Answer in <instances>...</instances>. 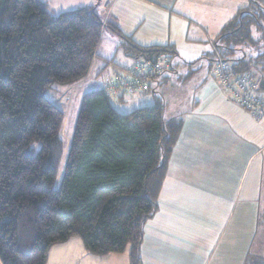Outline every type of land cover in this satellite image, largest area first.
Listing matches in <instances>:
<instances>
[{"label": "trees", "instance_id": "1", "mask_svg": "<svg viewBox=\"0 0 264 264\" xmlns=\"http://www.w3.org/2000/svg\"><path fill=\"white\" fill-rule=\"evenodd\" d=\"M250 2L215 42L239 73L264 66V55L241 48L264 29V2ZM105 27L136 63L175 54L137 45L97 7L53 17L42 0H0V264H47L54 245L76 237L94 256L129 252V264H143L144 228L158 212L183 120L167 118L162 90L128 114L113 105L126 99L92 91L67 142V115L46 96L88 77Z\"/></svg>", "mask_w": 264, "mask_h": 264}, {"label": "crops", "instance_id": "2", "mask_svg": "<svg viewBox=\"0 0 264 264\" xmlns=\"http://www.w3.org/2000/svg\"><path fill=\"white\" fill-rule=\"evenodd\" d=\"M93 1L86 7H97L105 24L116 26L137 45L168 47L175 53L164 54L169 57L171 69L139 97H144L139 101L142 106L153 105L157 92H165L169 85L177 83L175 79L187 67H196L195 61H188L185 51L204 48L207 42L213 47L224 27L250 2L115 0L109 5L106 0ZM122 45L121 37L105 27L88 77L54 90L55 104L66 115L63 107L69 92L76 99L75 94L85 84L91 86L86 93L101 91L106 79L136 64ZM214 57L209 61V79ZM259 67L262 73L258 69L256 74L264 82V66ZM207 80L205 77L201 81L190 113L168 118L182 119L183 128L169 161L158 212L144 228L143 264H252L248 263L249 247L246 251L242 243L239 247L238 236L222 248L220 237L228 229L225 227L232 213L231 221L234 218L241 199L249 203L264 200V123L232 102L220 85ZM138 107L141 106L134 109ZM258 207L260 213L259 204ZM221 213L226 216L222 218ZM239 213H245L244 206ZM74 239L54 245L47 264H129V252L98 257L87 252L81 240L80 243ZM73 246L81 249L80 253L75 251L76 257L70 252ZM56 248L59 254L53 258ZM251 260L253 264L258 262Z\"/></svg>", "mask_w": 264, "mask_h": 264}, {"label": "rangeland", "instance_id": "3", "mask_svg": "<svg viewBox=\"0 0 264 264\" xmlns=\"http://www.w3.org/2000/svg\"><path fill=\"white\" fill-rule=\"evenodd\" d=\"M50 12V14L53 17L59 16L61 13L72 11L79 9L81 7H86L90 5V2H95L93 0H42ZM96 2H99V0H96ZM261 2H264L261 0ZM251 5V2H247L246 6L249 7ZM98 13H101V11H98ZM254 43L253 44H244L242 45V49L244 50V53L247 56H253L254 58L259 55H264V29L262 31H257L254 29ZM204 48L195 49L193 51L188 50L185 51L189 57L188 61L194 62V65H196L195 68L190 69L187 67L185 70L182 71V74L180 77H177L178 82L172 83L167 87L165 92L162 91V99L164 100L167 111L166 116L167 118H172L170 115L177 114H188L191 112L192 108L194 107V103L196 100V97L200 88L201 81L206 77L208 80V83H213L210 76L209 79V61L211 60V56H214V49L210 45L209 42H207L204 46ZM242 55V53H238L237 58ZM215 58V57H214ZM193 65V66H194ZM192 66V67H193ZM195 71V72H194ZM211 73V72H210ZM256 73V72H254ZM105 82V81H104ZM216 83V82H215ZM217 84V83H216ZM218 85V84H217ZM60 86H55V89H58ZM91 89L90 84H85L81 86L76 95V99H74V93L72 92L67 95H69V99L66 101V105L63 107L67 112V124L63 133L64 138L67 142H69L70 138L73 137L75 132L76 123L78 120V116L80 114L82 101L84 98V95L86 92H88ZM47 98H49L51 101L56 103L55 96L56 92L54 90L49 91L46 94ZM66 96V95H65ZM144 97L140 98L135 97L134 99L127 98L126 101L122 103L114 102V107L122 114H128L133 112L134 107H138V109L146 106L140 103L139 101H142ZM239 106V105H238ZM241 107V106H240ZM243 108V107H242ZM181 116V115H179ZM237 204V202H236ZM258 204L260 205V213L257 211L259 210ZM242 206L245 207V213H239L242 209ZM263 206V207H262ZM224 218L226 216V213H221ZM233 217V213L230 217V220L228 221L226 228V232L221 239V247H225V245L232 240L235 236H238L239 240V247H241V244L246 249L249 247V254L250 258L248 260V263L253 264L254 259H258L257 264H264V200L261 201L255 200L254 202L249 203L248 201H244L241 199L239 202V208L237 212L235 213L234 218L231 221V218ZM222 219L220 216L218 217ZM223 222V219L220 221ZM74 241H78L81 243L79 238H75ZM232 242V241H231ZM70 251L71 254L73 252V256L76 257L75 251L80 253V250L77 246H73ZM59 250L57 248L54 250V253L52 254L53 258L54 255L58 256ZM218 253H221V249L218 250ZM257 261V260H255Z\"/></svg>", "mask_w": 264, "mask_h": 264}, {"label": "built area", "instance_id": "4", "mask_svg": "<svg viewBox=\"0 0 264 264\" xmlns=\"http://www.w3.org/2000/svg\"><path fill=\"white\" fill-rule=\"evenodd\" d=\"M112 4L115 0H106ZM215 50L211 79L220 85L226 96L235 104L245 108L258 121L264 123L263 80L254 72L239 73L235 63L224 58L212 43ZM171 69L169 57L161 55L156 59H140L137 63L112 78L105 80L103 92L112 101L120 98L134 99L140 97L149 87L156 75Z\"/></svg>", "mask_w": 264, "mask_h": 264}]
</instances>
